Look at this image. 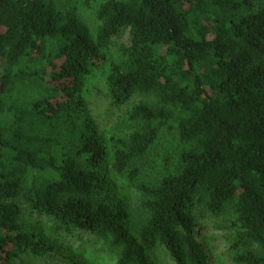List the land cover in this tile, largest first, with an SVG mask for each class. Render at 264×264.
<instances>
[{
	"label": "trees",
	"instance_id": "obj_1",
	"mask_svg": "<svg viewBox=\"0 0 264 264\" xmlns=\"http://www.w3.org/2000/svg\"><path fill=\"white\" fill-rule=\"evenodd\" d=\"M201 231L264 264V0H0V264H213Z\"/></svg>",
	"mask_w": 264,
	"mask_h": 264
},
{
	"label": "rangeland",
	"instance_id": "obj_2",
	"mask_svg": "<svg viewBox=\"0 0 264 264\" xmlns=\"http://www.w3.org/2000/svg\"><path fill=\"white\" fill-rule=\"evenodd\" d=\"M84 18L88 21H90V14L89 12L84 14ZM124 42L126 43V37ZM181 147L180 142L178 138L176 137L173 132L167 133L164 132L160 139L158 140L157 144L155 145L154 150L150 152L148 155L149 160H156V165L161 166L163 168V164H161L162 161L165 160L166 156L168 157H174ZM202 238L205 237V240L209 244V253H210V259H212L213 264H230L227 257L224 256V246L221 241L218 240V235H210L209 233H205V231H201L200 233ZM78 236V237H76ZM83 237L84 239H88V235L83 232H77L75 237L72 239V251L74 249H77L80 246L79 238ZM98 245H93L92 247H89L84 252V258L92 262V264H100L101 263V253L99 251H95ZM67 248V247H66ZM103 256V255H102ZM156 264H174L167 255L161 253L158 255L157 259H155ZM35 264V263H34ZM36 264H60L57 262H54L52 260H40Z\"/></svg>",
	"mask_w": 264,
	"mask_h": 264
}]
</instances>
